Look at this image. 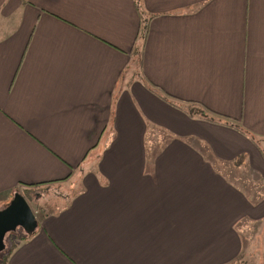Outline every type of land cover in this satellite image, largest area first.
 <instances>
[{
  "label": "crops",
  "instance_id": "0c3cea01",
  "mask_svg": "<svg viewBox=\"0 0 264 264\" xmlns=\"http://www.w3.org/2000/svg\"><path fill=\"white\" fill-rule=\"evenodd\" d=\"M261 149L264 0H0V209L64 189L6 264H249L264 196L208 158L264 184Z\"/></svg>",
  "mask_w": 264,
  "mask_h": 264
},
{
  "label": "rangeland",
  "instance_id": "374dc122",
  "mask_svg": "<svg viewBox=\"0 0 264 264\" xmlns=\"http://www.w3.org/2000/svg\"><path fill=\"white\" fill-rule=\"evenodd\" d=\"M168 136L162 130L153 128L148 134V152L149 160L151 154L161 146ZM238 161V160H237ZM247 163V162H246ZM219 166L228 179L233 182L238 183V185L246 192L250 198H255L259 194L264 192L263 180L255 174V176L247 169H238L231 163L220 164ZM25 199L27 200L29 206L31 207L36 219H39L44 212H51L57 210L60 205V198L64 194V189L61 185H53L49 187H30L21 188ZM246 228H243L245 232V249L243 251L242 259L249 262V264H262L264 262V221L260 222H250L245 224ZM22 231L19 230L13 234L8 233L5 236V250L6 252L12 244L13 238L16 235L21 234ZM252 244H255L252 248Z\"/></svg>",
  "mask_w": 264,
  "mask_h": 264
},
{
  "label": "trees",
  "instance_id": "16d2710c",
  "mask_svg": "<svg viewBox=\"0 0 264 264\" xmlns=\"http://www.w3.org/2000/svg\"><path fill=\"white\" fill-rule=\"evenodd\" d=\"M145 37H146V26H142V28H141V34L138 36V39H137L138 42H137V46L135 47L136 50H138V48L142 46V43L144 42ZM140 42H141V44H140ZM162 98H163L167 103H169L170 105H172L173 107H175V108H177V109H180V110L184 111L183 107L177 103L178 100H176L175 98H173V97H171V96H165V95H162ZM187 111H188L189 114H192L193 112H195V113L197 112L195 108H190V109L187 110ZM199 111H200V110H199ZM211 113H212V112H211ZM198 115H199L201 118H204V119H207V120H209V121H213V122L215 121V122H218V123L223 122L222 119H224L222 116H219V115L216 116V115H214V114H206V113H204L203 111H201V113H199ZM223 124H225V125L227 124L228 126H232V127L236 128L237 130H239L240 132L246 134L245 130H243V129H242L241 127H239L237 124H231V123H228V122H223ZM252 140H253V142H255V138H252ZM261 153H262V155L264 156V149H261ZM207 158H208V157H207ZM208 159L211 161V164L215 167V169H216L217 171H219V172H221L222 174H224V173L222 172L220 166H219V163H220V164H227V163H225V162H217V161L215 160V158H208ZM237 160H238V161H237ZM230 163H231L233 166L240 167V165H241L242 167H244L245 169H247V164H245V157H244V156H239L236 160H234V161H232V162H230ZM234 183H235V185H236L239 189H241V190L246 194V192H245V191H244V190L238 185V183H236V182H234ZM246 195H247V194H246ZM263 196H264V192H263V194H259L257 197H255V198H253V199L250 198V197L247 195V197H249V199H250L251 201L255 202V203L258 202L259 200H261V199L263 198ZM245 223H246V221L243 220V221L238 222L237 225H236L237 229H238L239 231H241V233H242V235H243V237H244V240H246V237L244 236V235H245V232L242 231V228H245ZM18 230H19V228L16 229V231H14V232L16 233ZM20 230L22 231V233L19 234V235L14 236L13 241H12V244H11V246L9 247V249H8L6 252H4V250H5V248H4V250L0 253V264H6L7 261H8L9 256L11 255V253L13 252V250L16 248V246H17L20 242L25 241L26 239L30 238V237L35 233V231H36V230H35V231H33V232H27V231H25V230H23V229H21V228H20ZM10 234H13V232L10 233ZM240 260H242V254H241V256H239V257L235 260V262L237 263V262L240 261Z\"/></svg>",
  "mask_w": 264,
  "mask_h": 264
},
{
  "label": "water",
  "instance_id": "95a60500",
  "mask_svg": "<svg viewBox=\"0 0 264 264\" xmlns=\"http://www.w3.org/2000/svg\"><path fill=\"white\" fill-rule=\"evenodd\" d=\"M38 226L37 219L27 200L20 192H15L9 203L0 209V253L5 248V236L21 228L33 232Z\"/></svg>",
  "mask_w": 264,
  "mask_h": 264
}]
</instances>
